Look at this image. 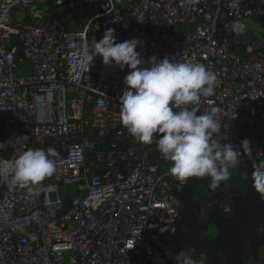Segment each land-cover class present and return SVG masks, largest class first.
Listing matches in <instances>:
<instances>
[{
	"label": "built area",
	"instance_id": "1",
	"mask_svg": "<svg viewBox=\"0 0 264 264\" xmlns=\"http://www.w3.org/2000/svg\"><path fill=\"white\" fill-rule=\"evenodd\" d=\"M263 14L264 0H0V264L167 263L172 248L158 235L176 231L174 193L187 179L168 173L159 133L145 144L121 124L129 69L99 56L88 67L81 53L114 28L117 42L140 41L145 66L153 56L206 65L214 95L197 114L220 108L222 143L253 134L255 168L264 163V54L244 20ZM50 146L55 173L10 188L15 159ZM243 165L242 154L229 171Z\"/></svg>",
	"mask_w": 264,
	"mask_h": 264
},
{
	"label": "clouds",
	"instance_id": "2",
	"mask_svg": "<svg viewBox=\"0 0 264 264\" xmlns=\"http://www.w3.org/2000/svg\"><path fill=\"white\" fill-rule=\"evenodd\" d=\"M140 41L133 38L117 42L115 29L109 28L93 47L81 53L88 67L99 56L108 66L129 69L124 77L125 88L120 97V120L128 133L145 144L160 134L156 146L165 160L171 162L168 173L178 179L210 178L215 189L230 179V168L239 158L251 154L249 141L239 146L222 143L220 136V108L213 106L202 111V98L214 95L216 75L206 65L194 62H173L167 56L149 58L147 66L136 51ZM226 126V125H225ZM227 139V137H223ZM58 152L54 147L29 148L12 164L9 187L20 184L40 185L56 171ZM253 186L264 192V163L258 164L251 174ZM39 187L32 194L38 195ZM194 248L182 249L175 254L176 264H196Z\"/></svg>",
	"mask_w": 264,
	"mask_h": 264
},
{
	"label": "water",
	"instance_id": "3",
	"mask_svg": "<svg viewBox=\"0 0 264 264\" xmlns=\"http://www.w3.org/2000/svg\"><path fill=\"white\" fill-rule=\"evenodd\" d=\"M248 9L250 7L244 6L242 10ZM252 21L264 26V14L253 17ZM252 138L253 134L244 137L249 141V147ZM243 157L244 175L248 184L244 194L231 197L232 214L229 217L223 216L219 208L215 207L210 210L204 223L196 220L194 208L197 209L199 203L194 198L195 188L198 184L208 186L207 177L187 178L181 191L174 193L180 203L178 228L174 233L158 235L161 242L172 248L171 259L165 264H176L175 254L187 248L195 249L193 259L196 264H244L241 255L246 242L252 256L258 259V248L264 245V239L259 240L257 236L259 226L264 232V201L260 191L253 186L251 174L254 168L250 159L247 154ZM208 225L216 227L218 232L211 239L201 238L200 231L207 229Z\"/></svg>",
	"mask_w": 264,
	"mask_h": 264
},
{
	"label": "trees",
	"instance_id": "4",
	"mask_svg": "<svg viewBox=\"0 0 264 264\" xmlns=\"http://www.w3.org/2000/svg\"><path fill=\"white\" fill-rule=\"evenodd\" d=\"M233 48L239 52L244 51L238 46H234ZM230 173V179L221 182L223 186L222 191H217L209 186L206 192L202 185L196 186L195 201H204L202 209L198 210L197 214H201V212L204 211V218L206 219L211 209L218 207L220 203L231 206V197L243 194L245 192L247 186V178L244 175V165L241 166L240 170L236 174H233L232 172ZM67 203L68 200L65 199V208ZM207 232L209 233L208 237H212V235L214 234L212 228H210ZM253 264H256V262H254Z\"/></svg>",
	"mask_w": 264,
	"mask_h": 264
},
{
	"label": "flooded vegetation",
	"instance_id": "5",
	"mask_svg": "<svg viewBox=\"0 0 264 264\" xmlns=\"http://www.w3.org/2000/svg\"><path fill=\"white\" fill-rule=\"evenodd\" d=\"M247 184H248V181H247ZM198 185H202V184H198ZM210 186V178H209V184H208V186H203L202 185V187L205 189V191L207 192V188ZM247 187V186H246ZM215 190H217V191H222L223 190V186H222V183H220V186L219 187H217V188H215ZM244 194V193H243ZM240 195H242V194H240ZM195 198V197H194ZM203 200H201L200 202H198L199 203V207L197 208V209H195L194 208V213H195V218H196V220L198 221V222H200V223H204L206 220H207V218L205 219L204 217H202L200 214H197V212H198V210H201L202 209V207H203ZM222 205H223V203H220L219 204V206L217 207V208H219V210H220V213L221 214H223V216H225V217H229L231 214H232V211L231 212H229V213H222L221 212V208L220 207H222ZM177 228H178V225H177ZM210 228H212L213 229V231H214V234L212 235V237H208V230L210 229ZM177 230V229H176ZM183 230H185L184 228H183ZM218 232V229L216 228V227H214V226H212V225H208V227H207V229H205V230H201L200 231V234H201V238H208V239H211V238H213L215 235H216V233ZM257 236H258V239L259 240H262V239H264V232H263V230H262V228H261V226H259V228H258V230H257ZM264 250V245H261V246H259V248H258V259L256 260L255 259V257L254 256H252V254H251V252H250V248H249V245L247 244V242L245 243V249H244V251L242 252V259H243V262H244V264H253L254 262H258V261H260L261 260V253H262V251Z\"/></svg>",
	"mask_w": 264,
	"mask_h": 264
},
{
	"label": "rangeland",
	"instance_id": "6",
	"mask_svg": "<svg viewBox=\"0 0 264 264\" xmlns=\"http://www.w3.org/2000/svg\"><path fill=\"white\" fill-rule=\"evenodd\" d=\"M55 16L57 19H60V20L68 19L70 21H74L75 23L76 21H78V19L72 12L68 13L65 16L58 12V14H56ZM244 23L247 29L255 33L257 38L260 39V42H263L264 44V26L259 22H253L250 18H246L244 20ZM22 70H25V69H22ZM18 72H20V70Z\"/></svg>",
	"mask_w": 264,
	"mask_h": 264
},
{
	"label": "crops",
	"instance_id": "7",
	"mask_svg": "<svg viewBox=\"0 0 264 264\" xmlns=\"http://www.w3.org/2000/svg\"><path fill=\"white\" fill-rule=\"evenodd\" d=\"M251 20H252V19H251ZM247 30H248V29H247ZM248 32L250 33V36H251L253 39H257V40H259V42H260V39L257 38V36H256L255 33H253V32L250 31V30H248ZM261 43H262V45H263V48H262V50H261V53L264 54V44H263V42H261Z\"/></svg>",
	"mask_w": 264,
	"mask_h": 264
}]
</instances>
